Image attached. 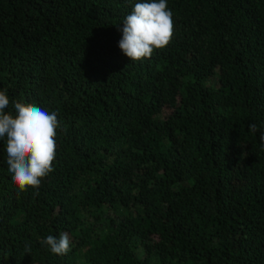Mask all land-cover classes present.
<instances>
[{"label": "trees", "instance_id": "1", "mask_svg": "<svg viewBox=\"0 0 264 264\" xmlns=\"http://www.w3.org/2000/svg\"><path fill=\"white\" fill-rule=\"evenodd\" d=\"M137 2L0 0L5 113L61 125L35 190L0 139V264H264V0H167L170 43L131 62Z\"/></svg>", "mask_w": 264, "mask_h": 264}, {"label": "clouds", "instance_id": "2", "mask_svg": "<svg viewBox=\"0 0 264 264\" xmlns=\"http://www.w3.org/2000/svg\"><path fill=\"white\" fill-rule=\"evenodd\" d=\"M173 32L167 0H140L123 20L118 48L131 62L148 59L154 50L170 43ZM9 103V97L0 91V139L6 141L8 171L18 191L35 190L53 171L57 129L61 125L55 111L49 112L34 104L15 102L14 114H6ZM248 131L253 135L260 132L259 141L264 146V129L250 124ZM70 243L68 233L64 232L59 237L49 235L42 241L57 256L66 255ZM24 251L30 254L31 245H26Z\"/></svg>", "mask_w": 264, "mask_h": 264}]
</instances>
